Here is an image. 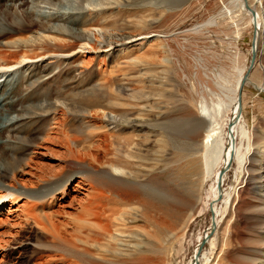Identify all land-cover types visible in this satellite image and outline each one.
Segmentation results:
<instances>
[{"label": "rangeland", "instance_id": "1", "mask_svg": "<svg viewBox=\"0 0 264 264\" xmlns=\"http://www.w3.org/2000/svg\"><path fill=\"white\" fill-rule=\"evenodd\" d=\"M231 1L111 0L112 5L103 8L101 16L89 15V10L102 8L101 0H24L15 7L12 6L13 2L1 1L0 14L6 15L9 7L10 14L21 17L24 10L33 9L36 19L51 26L65 24L72 32L78 30L82 21L93 17L95 20L104 18L103 21H107L105 24L116 31L120 29L132 34L143 31L152 37L143 41V46L140 45L142 39L136 40L127 45L126 51L118 46L109 55L103 51L82 52L70 61L51 63L54 71L48 75L43 71L42 88L56 91L61 99L82 106L84 110L78 115L63 114L62 107H59L55 114L51 113L45 119V124L40 123L38 139L27 151L23 164L28 170L25 162L34 157L44 169L63 164L65 172L75 176L68 183L65 193H59L52 199L41 202L23 197L11 209L0 205V264H98L99 260L92 254L97 252L95 245L104 243L107 237L104 238L96 226L100 222L93 215L96 202L106 201L108 207L118 212L130 206H122L105 198L99 200L90 183L80 180L81 173L102 174L103 167L91 165L87 160L61 159L63 146L42 142L47 133L55 135L56 125L59 126L55 121L65 118V130L69 135L82 139L77 147L82 149L84 145H93L97 140L98 144H102L104 138L110 151L106 154L101 152L100 157L136 172L137 178L128 177L132 183L153 186L157 179L165 186V192L173 188L177 196H182L185 190L195 194L187 197L188 206L177 209L179 216L173 219V227L168 223L162 224L160 243L152 237L155 227L146 224L141 217L142 206L134 210L130 208L125 215L129 221L126 234L132 238L131 248H142L144 253L139 254L131 249L133 255L118 259L113 264H191L199 237L210 229L212 215L207 206L214 185L212 177L181 170L191 149L188 134L182 130L188 122L198 120L197 108L191 101L196 62L208 59L210 65H214L222 61L230 63L231 58H237L241 66L249 67L252 61L255 26L247 16L234 12L222 20L218 19L217 26L206 25ZM254 5L262 20L263 36L258 42L256 66L250 69V75L257 84L264 86V0L256 1ZM53 16H63L64 21H52ZM140 21L144 23L139 24ZM1 27L0 30L3 29ZM157 36L168 40L161 42L156 40ZM61 70L64 73L58 76ZM18 74L15 80L21 84L18 88H9L12 94H16L15 100L29 92L27 83L22 81L24 76ZM73 77L77 81L72 80ZM113 85L126 89L118 100L113 99L109 92ZM34 91L38 93L41 88L35 86L32 93ZM243 92L248 126L256 133L264 132V89L248 82ZM21 100L17 101L19 108L29 104L28 100ZM100 107L118 116L129 114L131 122L109 123L100 112L95 113ZM8 109L0 112L1 124L17 114ZM50 128H54V133ZM12 134L5 128L2 134L4 140L0 143L9 145ZM129 143L130 147L142 143L137 149L138 153L131 152L138 158L127 159L125 156ZM256 151V148L252 149L249 155L255 166L248 165L247 168L264 173V152L255 154ZM252 170L244 172L239 178L236 166L228 171L225 188L234 193L233 204L220 218L215 235L212 234L214 241L209 239L203 246L202 264H264V212L258 210L261 203L256 199V178L252 179ZM17 177L23 179L28 176L17 173ZM10 182L11 178L5 183L6 187L14 189ZM257 183L264 185V176L258 178ZM17 186L21 189V184ZM47 186V182L38 181L33 189L26 190L35 193L45 190ZM105 195L110 194L105 192ZM157 195L165 201L161 203V209L172 208V198ZM33 203L37 204L34 212L45 227L24 216L22 210L27 211L26 205ZM132 203L133 207L139 205ZM165 211L151 214L166 217ZM60 237L63 239L60 240ZM103 238L104 242L101 241ZM86 250L91 254H87Z\"/></svg>", "mask_w": 264, "mask_h": 264}, {"label": "bare ground", "instance_id": "2", "mask_svg": "<svg viewBox=\"0 0 264 264\" xmlns=\"http://www.w3.org/2000/svg\"><path fill=\"white\" fill-rule=\"evenodd\" d=\"M1 1L3 0H0V3ZM23 1L8 0V2H13V4H10L14 7L18 3H23ZM256 1L259 0H232L220 11L218 16L211 17L206 25L217 26L219 24L218 19L222 20L227 14L231 15L234 12L247 16L255 26V47L254 49L252 48V52L256 50L257 56V50H259L258 42L261 41L263 31L261 17L254 5ZM101 5L102 8L98 10H89V15H103L102 9L111 6L112 3L111 0H101ZM8 10L9 7L6 9V15L0 14L1 28L6 30L11 29L10 31L0 30V37H4L0 38V112L9 108L8 110L12 111L11 113L17 112V114L9 118L8 122L6 121L4 124L0 122V141L4 140L2 134H4L5 128L13 133L12 139L8 141L9 145L5 144V142L0 143V205L3 208L7 206L11 209L12 205L18 204L23 197L44 202L47 199H52L59 193H65L68 183L75 176L67 174L65 172V165L63 164L53 169H44L43 165L34 160V157L25 162L28 170H26L27 168L23 164L27 151L38 139L37 133L41 127L40 123L41 125L45 124V119L51 113L55 114L60 109L59 107H62L63 114L78 115L84 110L82 106H75L71 102L61 99L59 93L56 91H51L46 87L42 88L43 71H46L48 75L54 71L51 63L70 61L82 52L95 53L103 51L106 55H109L110 51L116 49L118 46H121L126 51L129 43L141 39L140 45L143 46V41L149 40L148 38L152 36L143 31L138 34L127 33L125 30L120 29L116 31L115 28L108 27L109 25L105 24L107 21H103L104 18L95 20L93 17L82 21L78 30L72 32L65 27V24L51 26L43 20L36 19L34 17L36 11L33 9L24 10L21 17H14ZM63 18V16H53L52 21L63 22ZM143 23L144 21L139 22V24ZM119 31L121 33H118ZM137 37L139 38L136 39ZM158 37L160 36H157L156 40H160L161 42L168 40ZM163 47L166 48V46ZM230 60V63L222 61L214 65H210L211 63L208 59L196 62L193 73L194 93H192L191 101L197 108L198 120L193 119L188 122L184 130H182V132L188 134L187 137L191 149L186 157V164L181 170L194 175L199 174L203 176L205 174L207 178H214L212 195L207 207L209 210H211V207L214 210L216 223L213 225L211 222L210 229L208 228V231L199 237L191 264H202L201 251L203 247H200V242L204 238L207 239V242L210 240L214 241V232L220 218L226 215L233 204L234 193L225 188L228 171L236 166L239 178L244 172L247 173L252 170L251 168H247L248 165H250L249 167L255 166L252 157L250 158L249 156L252 149L255 150L256 148L255 154L257 152H264V132L260 131L256 133L248 126L245 118L244 92L240 96L241 86L243 85L244 88L248 82H253L259 89H264V86L257 84L255 80L251 79V65L244 67L239 64L237 58H231ZM44 62L45 65H43ZM255 64L256 62L254 61L253 66H256ZM17 73L24 76L22 81L24 82L25 80L27 83V90L29 92L15 100L16 94H12L9 88H18L21 84L15 80ZM63 73V70H61L57 75L61 76ZM19 74L18 76H20ZM75 79L77 78L75 77L72 80L77 81ZM35 86L40 87L41 91L38 93L34 91L35 93H32ZM111 88L112 90L109 92L112 98L116 100L126 92L125 88H119V86L113 85ZM56 94L57 96H55ZM21 99L28 100L29 104L27 106L21 105L22 107L19 108L17 101ZM146 107L148 106L146 105ZM98 112L109 123L131 122L129 114L118 116L117 113L111 110L107 111L102 107L95 110V113ZM66 121V118L63 121H55V123L59 124V126L56 125L57 130H55V135L51 136V132L47 133L42 142L63 146L64 151L60 154L61 159L87 160L91 165L103 167L104 172L102 174L97 172L91 174L90 172L81 173L80 180H87L90 183L99 200L105 198L107 201L121 204L122 206H128L127 204L131 206L129 208L125 207L118 212L117 209L108 207L106 201L105 203L96 202L94 206L96 209L93 211V215L96 217L95 219L100 221L96 223V226L99 227L101 234L104 235L103 237H107L105 242L103 241L104 238L100 239L104 243H97L95 245L97 252L92 255L99 260L98 264H106L107 262L113 264L118 259H126V256L134 254L131 249H134V252L139 254L144 253L142 248H131L132 243L130 239L132 238H128V234H126L129 221L125 215L128 214V210L139 209V206H142L140 213L143 221L146 224L153 225L156 229L152 237L156 242L160 243L162 224L168 223L167 225L170 224V227H173L172 225L175 222L173 219H177L179 216L177 209L188 206L187 197L194 196V192L185 190L182 196H177L173 188L172 190L169 189V192H165V186L157 179L154 180L153 186L140 182L132 183L128 177L137 178L136 172L126 168V166L117 165L111 160L104 161L100 157L101 152H105L106 154L110 151L104 138L101 140L102 144H98L97 140V142L94 141L93 145H88L89 147L84 145L81 149L77 147L79 146L77 143L81 142L82 139L69 135V132L65 130V126H67ZM3 127L5 128L3 129ZM50 131L53 132L54 128H50ZM141 145L142 143H137L130 147L129 143V149L125 152L127 159L138 158L134 154L131 155V152L136 153ZM257 162L258 159H256V164ZM226 164H229V168L223 176V185L220 191L217 182L220 170ZM96 169L98 170L99 168ZM17 173L28 177H24L23 179L18 178ZM252 173V179L256 178V199L261 203L258 210L264 212V185L257 183V179L262 178L264 173L255 170H252ZM10 178V186L14 189H9L5 185ZM38 181L48 183L45 190L35 193H30L26 190L28 188L30 190L33 189ZM17 184H21V189H19ZM155 190L157 193H155ZM105 192L110 195H105ZM157 194H164L172 198V208L162 207L161 209V203L165 201L162 198L160 199ZM220 194L221 199L218 200ZM132 202H137L139 204L138 207H133L131 205L133 204ZM221 203L222 205L220 206ZM36 207L37 204L35 203L26 205L27 211L22 210L24 216L27 219H34L45 227V223L34 212ZM161 210H166V217L162 216V218L160 214V216L151 214V212L155 211L159 213ZM172 221L173 223H170ZM212 234H214L213 237ZM59 239L62 240L63 237ZM86 252L87 254H91L88 250Z\"/></svg>", "mask_w": 264, "mask_h": 264}, {"label": "water", "instance_id": "3", "mask_svg": "<svg viewBox=\"0 0 264 264\" xmlns=\"http://www.w3.org/2000/svg\"><path fill=\"white\" fill-rule=\"evenodd\" d=\"M255 47V44H254V41H253V46L252 48L254 49ZM255 58H256V50H254L252 52V61H251V66H250V69L253 67V63L255 61ZM247 77V76H246ZM243 85L241 86V90H240V96L242 95L243 93ZM229 168V164H226L221 170H220V174H219V179H218V182H217V186H218V189L221 191L222 190V185H223V176L225 175L226 171L228 170ZM221 199V194L218 198V200ZM210 213H212V224L215 225V219H214V210H212V207H211V210H210ZM207 243V239L204 238L201 242H200V247L202 248L205 244Z\"/></svg>", "mask_w": 264, "mask_h": 264}]
</instances>
